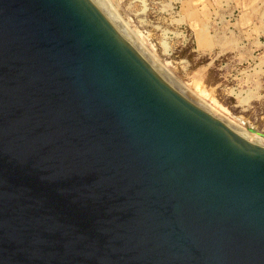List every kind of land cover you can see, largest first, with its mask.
I'll return each mask as SVG.
<instances>
[{
	"label": "water",
	"instance_id": "1",
	"mask_svg": "<svg viewBox=\"0 0 264 264\" xmlns=\"http://www.w3.org/2000/svg\"><path fill=\"white\" fill-rule=\"evenodd\" d=\"M0 264H264V147L90 0H0Z\"/></svg>",
	"mask_w": 264,
	"mask_h": 264
},
{
	"label": "rangeland",
	"instance_id": "2",
	"mask_svg": "<svg viewBox=\"0 0 264 264\" xmlns=\"http://www.w3.org/2000/svg\"><path fill=\"white\" fill-rule=\"evenodd\" d=\"M92 1L188 100L264 139V0Z\"/></svg>",
	"mask_w": 264,
	"mask_h": 264
},
{
	"label": "bare ground",
	"instance_id": "3",
	"mask_svg": "<svg viewBox=\"0 0 264 264\" xmlns=\"http://www.w3.org/2000/svg\"><path fill=\"white\" fill-rule=\"evenodd\" d=\"M91 2H93L92 0H90ZM93 4L99 9V7L93 2ZM100 10V9H99ZM101 11V10H100ZM102 12V11H101ZM103 13V12H102ZM104 14V13H103ZM105 15V14H104ZM106 17V16H105ZM107 18V20H108V17H106ZM110 23H111V21H110V19L108 20ZM111 25L113 26V28L117 31V33L121 36V37H123L135 50H137L123 35H122V33L121 32H119L118 30H117V28L114 26V24H112L111 23ZM138 53L141 55V56H143L139 51H138ZM143 58L145 59V57L143 56ZM146 61H147V59H145ZM149 61V60H148ZM147 61V62H148ZM149 64H150V62H148ZM150 66H151V64H150ZM152 67V66H151ZM153 68V67H152ZM154 69V68H153ZM155 70V69H154ZM156 71V70H155ZM157 72V71H156ZM158 73V72H157ZM159 74V73H158ZM159 76H161V78L165 81V82H167L171 87H173L175 90H177L179 93H181L175 86H173L169 81H167L161 74H159ZM182 95H184L183 93H181ZM185 96V95H184ZM185 97H187V96H185ZM203 108V107H202ZM204 109V108H203ZM205 111H207V112H209L208 110H206V109H204ZM211 115H213L214 117H216L217 119H219L221 122H223L226 126H228L230 129H232L233 131H235V132H237L239 135H241L242 137H244L245 139H247L248 141H250V142H252V143H255V144H257V145H260V146H262V147H264V139H263V137H261V136H258L259 137V139H257V140H255V141H253L252 140V135H250V136H248V135H245L243 132H240V131H238V130H236L235 128H233L232 126H230L227 122H225L224 120H222L221 118H219V117H217V116H215L213 113H211V112H209ZM257 137V138H258ZM254 139V138H253Z\"/></svg>",
	"mask_w": 264,
	"mask_h": 264
}]
</instances>
